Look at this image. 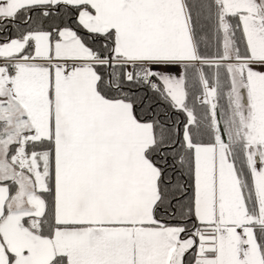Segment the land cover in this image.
<instances>
[{"label": "snow or ice", "instance_id": "1", "mask_svg": "<svg viewBox=\"0 0 264 264\" xmlns=\"http://www.w3.org/2000/svg\"><path fill=\"white\" fill-rule=\"evenodd\" d=\"M0 264H264V0H0Z\"/></svg>", "mask_w": 264, "mask_h": 264}]
</instances>
